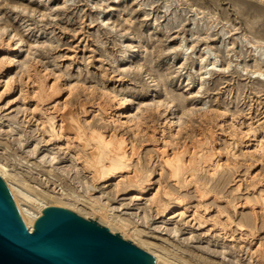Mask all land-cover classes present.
Segmentation results:
<instances>
[{"label": "rangeland", "instance_id": "374dc122", "mask_svg": "<svg viewBox=\"0 0 264 264\" xmlns=\"http://www.w3.org/2000/svg\"><path fill=\"white\" fill-rule=\"evenodd\" d=\"M9 45L15 46L10 53ZM10 57L17 60L5 71ZM0 68V164L17 184L56 197L60 205L52 206L66 205L87 219L117 225L125 240L151 245L169 264L264 261V199L259 198L264 195V163L251 169L249 158L243 156L254 144V131L264 143V78L257 73H264L263 0H0ZM34 75L62 87L59 103L65 102L66 83L128 95V110L134 114L158 100L173 102L178 116L193 112L187 141L204 144V153L214 155L210 165L224 163L217 172L227 178L223 189L215 192L220 202H208L210 210L201 222L198 213L203 214L204 207L194 213L198 197L192 187L179 192L169 183V203L175 209L165 215L145 196L116 194L115 180L91 191L90 175L65 150L64 138L51 132L52 124H42L48 118L45 110L54 104L44 103L35 111V81L29 78ZM109 103L111 115L118 119L115 101ZM80 110L77 113L85 119ZM89 111L87 118L98 112L96 120L105 123L100 111ZM203 111L211 117L201 118ZM157 119L161 130L165 120ZM249 128L250 135L236 145L241 131ZM153 148L145 146L143 158L148 159L145 153ZM52 156L56 160L50 165L46 161ZM231 161L227 170L225 163ZM159 169L167 172L154 158L148 170L153 182L159 180ZM202 174L207 190H213L215 176ZM251 174L256 177L250 179ZM181 197L186 202L179 214ZM95 201L108 205V210L94 208ZM239 201L248 205L235 210L232 204ZM227 218L235 225L212 227L209 222L224 224ZM238 223L247 228L242 237L247 241L239 238ZM228 228L237 233V241L227 237Z\"/></svg>", "mask_w": 264, "mask_h": 264}, {"label": "bare ground", "instance_id": "6f19581e", "mask_svg": "<svg viewBox=\"0 0 264 264\" xmlns=\"http://www.w3.org/2000/svg\"><path fill=\"white\" fill-rule=\"evenodd\" d=\"M14 47L15 46L13 45H9L8 52L10 53L14 51ZM15 60H17L16 57L8 58L9 64L5 71H10L12 69ZM44 70L45 69L41 71L44 72ZM257 73L259 74V76L264 78V73H262L261 71H258ZM40 75L41 74H39L38 76ZM42 75H45V73ZM38 76L35 77L34 75V78L32 76V78L29 77L31 80L33 79L35 81V92H33L34 96L32 95L34 99L30 96V98H32L34 104L36 105L35 111H38V109L44 103L48 102L54 104L52 109L51 107H49V109L47 108L48 110H45V112H47L48 118L46 121L44 120L42 124L44 126L47 123L52 124L51 132L56 131V134L58 136L61 135L64 138L65 150L72 153L77 161V164H80L83 168L82 170L86 171L90 175L92 183H90L89 187L91 188V191L96 189L98 185H106L115 180L116 194H129L132 192L135 193L138 197L145 196L147 201L150 202V206L155 207V209L158 208V212L160 211L165 215L166 212L170 214V211L172 213L174 212L172 210L175 209V207L170 206L169 203V199L173 194V189L169 186V183L172 182L173 186H175L179 192H182L184 190L187 191L189 187H192L198 197V207H195L194 213L197 214L199 206L204 207V213H198L199 220L200 218L201 220L203 218L205 219L204 215H206L207 210H210L208 207L210 203L208 202H210L212 199L214 201L220 202V199L216 197L215 192H220L223 189L222 186L227 181V178L225 173L217 174V172L219 169L224 167V163L220 164L221 162H218L215 165H210L209 162H212V160H214V155H208L207 153H204V151H206L204 150V148H202L204 144L201 145V143L196 142L195 139L191 143L187 141L189 136V134L187 135V133L191 128H193L191 127L192 114L193 117L195 116L193 112H184L183 116H178L177 112L173 110L174 107L171 105L173 102L164 103L161 100H158L155 101L153 105L146 106V108L144 109H139L138 113L134 114V112L131 113L128 110V106L130 105V98L128 95H119L116 92H107L104 90L98 91L96 88L92 89L87 87V85L67 86L66 83L65 102L59 103V96H61L60 93H62L63 90L62 87L55 86L54 84L50 85L45 80H38ZM113 100L116 103L117 114H119L117 116L118 119L111 115V111H109L111 107V104L109 102ZM28 101H30V99ZM88 108H96L98 111H100L101 114L104 115V117H101L100 120L104 121L105 123H100L96 120L94 115H96L98 112L96 114H92V118H87L89 112L91 111H89ZM41 109H44V107H42ZM78 109H81V113H84V115L87 116L85 119H82L80 116L81 114L79 115L77 113ZM51 110H54L52 111L54 112V114L48 113ZM93 111L94 110H92V112ZM200 116L201 118L211 117L209 111L200 112ZM158 117L164 118L165 120L163 129L161 130H158L159 127L157 128L156 126V120H158ZM56 121H59L60 125L55 126V123H57ZM106 123H108L109 126H105ZM118 123H120V125H118ZM58 126L59 129L57 128ZM251 132V128H249L244 133L241 131L239 139L235 140V144L238 145L242 143L243 140L247 138V136H249ZM190 137H192V135H190ZM232 138H235V136ZM251 139L254 144L244 152L243 156L249 158L250 160V165L248 166L246 164V166L250 168L253 166L254 168V166H257L258 163H264V143L258 139L255 131L251 136ZM145 146H152L154 147L153 149H155L154 152H152L154 154L150 152L145 153L147 157L149 156L148 159L143 158L144 153L141 152ZM210 155L213 156V159ZM232 155H234V157L240 158L237 154L232 153ZM154 158L155 162L158 159L161 165H163L167 169V172H163L159 169V180L156 182H153V179L150 178L151 175H148L150 164L152 163ZM55 160L56 157L52 156L49 157L46 162H48L50 165H53ZM234 163L236 164V162ZM234 163L233 165H235ZM231 165L232 161L231 163H225L227 170L230 169ZM203 171L206 172V177H208L209 175L212 177L215 176L213 178V180H215L212 187L213 190H207L206 183H203V180L205 178L202 174ZM0 176H2L3 179H5L6 183L9 185L21 216L25 224L31 231H33L35 221L39 218V216H41L42 212L46 208L56 204L60 205V203H57L59 200L57 201L56 197L51 196L38 187H34L31 185L25 186L27 184H17L12 174L7 173L6 168L2 164H0ZM210 176L208 179L211 178ZM251 176L250 179L255 178L256 174L252 177ZM155 184L156 187L152 188ZM240 186L241 184L238 186V188H240ZM251 187L257 189V183L251 184ZM259 198L264 199V195H261ZM165 199H167L168 201L166 202ZM177 199L179 206L177 210H180L179 212H181L185 207L184 203L186 202V200L184 198L182 199V197L181 199ZM240 205L241 208H244L248 205V201H245L244 203L239 201L236 204H232L235 210L239 209ZM63 206L68 207L66 205ZM94 206V208H98V210H108L109 208L108 205H102L98 201H95ZM257 211L253 212L255 213V215H253L256 217H258L259 215ZM219 212L220 211L218 210V215ZM77 213L81 216H84L80 212ZM182 213L184 212H181L179 214ZM227 219L228 220H226V223L224 221V224L223 222H220L221 225L215 219L210 220L209 222L211 223L212 227H215L216 224H219V226L225 228L231 227L233 225V221L230 218ZM98 222L106 227H109L111 231L115 233L118 232L117 225H115L117 226L115 227L109 226V222V224L107 225L104 221ZM203 223L206 224L208 223V221H205ZM236 226L237 227L235 228L240 231L238 232L240 235L239 238L243 240L244 238L242 237L245 236L244 232L247 231V228L245 229V226L241 223L236 224ZM220 230L222 229L220 228ZM230 230H228V232L226 233V235H228L227 237H230V241H237V233H235V231H232V228ZM249 231L251 232V230ZM250 237L252 236L250 235ZM245 240L247 241L248 239H244V241ZM135 243L140 248H143L147 252L152 253V255L156 257L157 264H169L168 258H165L163 253L154 250V247L152 248L151 245H147L142 242ZM261 252L262 250L260 251V253ZM263 254L261 253L260 255ZM262 258L264 257L262 256ZM258 260L259 259H257V261ZM260 263L264 264V261L262 262L261 260Z\"/></svg>", "mask_w": 264, "mask_h": 264}, {"label": "water", "instance_id": "95a60500", "mask_svg": "<svg viewBox=\"0 0 264 264\" xmlns=\"http://www.w3.org/2000/svg\"><path fill=\"white\" fill-rule=\"evenodd\" d=\"M0 264H157L156 258L98 221L50 206L25 224L0 176Z\"/></svg>", "mask_w": 264, "mask_h": 264}]
</instances>
